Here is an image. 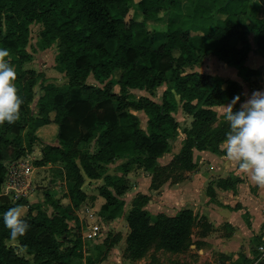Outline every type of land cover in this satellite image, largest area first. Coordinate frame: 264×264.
<instances>
[{
  "label": "trees",
  "instance_id": "trees-1",
  "mask_svg": "<svg viewBox=\"0 0 264 264\" xmlns=\"http://www.w3.org/2000/svg\"><path fill=\"white\" fill-rule=\"evenodd\" d=\"M191 1L193 10L183 14L184 0H0V49L10 52L7 59L16 69L15 83L24 101L20 119L0 125V264H83V258L87 264H100L106 260L122 235L107 236L103 245H95L85 257L78 214L89 199L83 189L86 180L102 177L105 183L99 195L105 201L100 213L107 221L125 215L129 228L125 253L129 259H141L152 248L172 253L190 249L197 225L192 209H183L175 216L159 214L153 219L146 209L149 197L139 194L124 214L130 179L125 173L105 175L104 170L106 165L127 158L153 172L150 188L154 190L175 176V169L195 168V149L221 154L229 124L215 108L229 104L236 96L241 101L242 85L232 78L186 69L211 55L237 68L246 82L264 73L246 64L252 51L264 56V17L259 12L264 0L252 8L249 0ZM242 15L254 21L247 25L248 30L240 27ZM164 16L167 28L154 27ZM196 17L212 22L203 23L201 35L193 33ZM32 24L42 25L40 49L57 43L56 68L68 78L64 88L41 83L35 102L37 119L31 115V106L36 98L34 87L43 74L24 69L33 58L27 50ZM248 32L254 34L255 48ZM91 74L103 85L89 84ZM164 85L161 102L132 93L136 89L153 92ZM179 108L192 117L191 127L183 131L186 138L180 153L161 166L158 160L170 151L169 140L180 128L174 116ZM239 110L234 106V112ZM133 111L148 117L146 129ZM51 123L58 127V143L45 144L35 164L62 165L69 183L63 196L69 202L46 192L45 202L53 208L52 213L41 205H31L23 217L29 229L12 240L3 214L27 200L1 195L7 164L23 157L21 135L28 126L33 130ZM31 132L30 143L37 139ZM83 137L93 140L92 152L79 147ZM10 149L15 150L14 157H10ZM124 167L126 171L128 166ZM212 182L207 187L210 196L215 193L214 185L235 190L241 179L218 178L214 185Z\"/></svg>",
  "mask_w": 264,
  "mask_h": 264
},
{
  "label": "rangeland",
  "instance_id": "rangeland-1",
  "mask_svg": "<svg viewBox=\"0 0 264 264\" xmlns=\"http://www.w3.org/2000/svg\"><path fill=\"white\" fill-rule=\"evenodd\" d=\"M138 1V0H136ZM191 0H184L182 8H183V14L189 13L191 10H193L191 6ZM261 0H249V4L252 6L255 3H259ZM242 3V2H240ZM234 4L232 3V6ZM230 7L231 10H233V7ZM241 6L235 8L237 11H240ZM240 8V9H239ZM264 9V7L262 8ZM264 11V10H263ZM239 15V14H238ZM264 16V14H262ZM240 21V27L243 30H248V24H253L254 21L251 17L246 16H239ZM195 22V31H193L194 34L201 35V26L204 24L212 23L210 20H201L200 18L196 17ZM210 21V22H209ZM215 23V22H214ZM150 29H153L152 25H150ZM154 27L166 29L167 28V22L165 20V16L162 18L161 21L155 22ZM194 28V25H193ZM31 33L29 37V44L27 47V50L32 54V60L28 61L24 64V69H30L36 72V74L42 73L43 76L38 78V83L34 87L35 91V101L32 104V111L31 115L37 119L39 117L38 109L35 105V102L39 98V94L41 93L40 85L42 82L45 84L52 83L59 87H66L68 83V78L66 77L64 72L59 71L56 68L57 65V55H58V46L57 43L52 45L50 48L42 50L39 48V41H40V31L42 29L41 24H32L30 26ZM194 30V29H193ZM248 37L250 41L253 44V47L255 48V42H254V34L248 32ZM248 66L251 68H259L264 71V57L261 54H258L256 51L251 52L248 58ZM187 72L191 71H199L204 73H211L213 75H218L222 77H231L232 79H236L240 82L242 85V97L243 101H239L235 104V106H238L241 108V104H243L247 99H249L254 91H262L264 90V73L259 78H254L249 82H246L240 75L237 68L228 66L223 64L222 61L219 60L216 56H208L206 57L200 64L196 65V67L192 66L186 69ZM87 82L89 84L93 85H100L102 86L103 83L101 80L96 78L93 74H91L88 77ZM166 89V86L159 87L157 90L150 92L145 90H132V93L136 97L140 96H148L152 99H154L157 102H161V96L164 90ZM115 90L118 92L119 88L116 87ZM231 103V102H230ZM222 107H216L215 110L217 111L220 118L222 117ZM134 115L137 119H139L142 128H147V122L148 117L141 111H133ZM174 116L176 120L179 123V131L178 134L169 140L170 142V151L166 153L163 157H161L158 162L161 166L169 164L172 159L180 153L184 141L186 138V135L184 134V129L190 128L192 123V117L185 114L181 108H179L175 113ZM30 131L34 137L37 139L30 143L31 136L29 134ZM57 132L58 127L55 123H51L48 125L37 127L36 129L32 130L31 126H28L21 135V149L24 152L23 157L30 160V165L34 167L35 177H34V183L32 184V187L27 189L25 191L26 195L23 194L22 197L27 200V203L21 206L23 208V217L28 213L30 206L32 205H41L43 209L47 210V213H52L53 208L51 205L47 204L45 202L46 200V192H50V195L54 199L64 198V194L68 191L69 183L64 177V170L62 169V165L60 163L58 164H47L45 166H36L35 161L40 159L42 154L41 150L47 143H58L57 140ZM11 138V137H10ZM79 147L83 149L84 151H93V140H90L86 137H83L79 141ZM223 148V144L221 145V149ZM197 150L195 149L193 151V157L194 161L196 163V166L199 165V161L202 158L201 155L196 154ZM15 150L10 149L8 153H10V157H14ZM197 161V162H196ZM206 161V160H205ZM124 165H127V170L125 171ZM206 166V165H204ZM198 168V167H197ZM205 169H208V167H204L203 169H197L196 167L193 169H175L173 174L175 176H171L167 182L161 187L152 190V188H146L145 192H142V189L140 192L138 191V185L137 183H140V181H149L150 186L153 184V172L146 171L143 168L137 166V164L131 163L129 159L123 158L118 160L116 163L108 164L105 166L104 174H116V175H123L124 173L127 175V177L130 179L129 185H130V191L129 194H125L124 199L126 203L128 201H133L134 197L138 196L139 194H145L149 199H153V193L159 194L163 187L167 185L168 183H171L172 185H179L181 187L189 186V182L194 179V173L198 174L203 172ZM163 177H160L161 180ZM159 180V181H160ZM215 182V181H214ZM214 182L213 185H214ZM105 181L103 180V177L96 180H89L87 179L83 189L88 194L89 199L82 204L80 209L78 210L79 217L82 222L83 231H86V236H84L83 232V239H86L84 241L86 250L89 253L93 252V247L95 245H103V241L107 236H112L116 234V230L119 229V231H123V229H126L125 221L121 218L115 219L117 222L113 226H109V222L101 215V209L104 203V199L99 195V188L101 185H103ZM156 185L159 183L158 180L155 182ZM209 183V182H208ZM207 183V186H208ZM207 186H205L207 191ZM32 189V190H31ZM137 189V190H134ZM134 191L132 194L131 192ZM94 196L95 199H92L91 197ZM64 203H68V199H63ZM149 204H146V207ZM126 207V204H125ZM124 207V208H125ZM93 211H90L92 210ZM147 209V208H146ZM22 217V218H23ZM90 222V225H87ZM113 222V221H110ZM108 226L110 228H108ZM106 228V229H105ZM95 231H100V237H98V234H95ZM119 232V234H121ZM122 235V234H121ZM97 244H94L95 240ZM193 239V238H192ZM109 240H111L109 238ZM264 247V246H263ZM106 247L103 246L102 250H105ZM113 248L108 252L106 261H109V257L112 256ZM256 254H254L249 260L252 258L258 256L260 254V249L256 250ZM120 254V253H118ZM264 254V253H263ZM261 254V255H263ZM264 264V256L262 257L261 263ZM156 264V263H154Z\"/></svg>",
  "mask_w": 264,
  "mask_h": 264
},
{
  "label": "crops",
  "instance_id": "crops-1",
  "mask_svg": "<svg viewBox=\"0 0 264 264\" xmlns=\"http://www.w3.org/2000/svg\"><path fill=\"white\" fill-rule=\"evenodd\" d=\"M253 5H250V8ZM263 10L259 11L261 17H264ZM246 64L249 65L248 61ZM222 151L221 154H216L197 150L196 154L202 158L196 170L206 166L208 169L194 173V179L189 182V186L181 187L168 183L159 194L153 193V199H149L146 207L153 219L159 214L175 216L183 209H192L197 218V225L194 227L193 243L189 250L184 253H172L152 248L141 259H129L125 253L129 228L123 215L122 219L127 228L122 232L116 230L117 233L121 232L122 239L113 247L109 261L104 260L100 264H208L213 261L244 263L257 253L256 250L264 248V188L253 183L234 163L228 162L223 148ZM228 177L241 179L235 190L214 185L215 193L213 196L208 195L205 188L208 182ZM137 185L139 192L141 189L145 192L146 188L150 187L149 181H140ZM131 206V201H128L124 214H127ZM108 222L109 226H113L117 221ZM87 225L92 226L90 222ZM83 232L86 236V231ZM99 233L100 231H95L98 237ZM96 241L98 240L96 239L94 244H97ZM84 248L86 257L89 253L86 246ZM82 262L87 264L86 258H83Z\"/></svg>",
  "mask_w": 264,
  "mask_h": 264
},
{
  "label": "clouds",
  "instance_id": "clouds-1",
  "mask_svg": "<svg viewBox=\"0 0 264 264\" xmlns=\"http://www.w3.org/2000/svg\"><path fill=\"white\" fill-rule=\"evenodd\" d=\"M9 56V50L0 49V125L19 120L24 103L18 94L17 72L7 59ZM239 100L240 97L236 96L231 103L224 105L221 113L229 124L223 142L225 159L234 163L257 186L264 188V91H254L241 104L240 110L234 112ZM22 217L21 206H13L3 214V223L12 240L24 236L30 227Z\"/></svg>",
  "mask_w": 264,
  "mask_h": 264
},
{
  "label": "built area",
  "instance_id": "built-area-1",
  "mask_svg": "<svg viewBox=\"0 0 264 264\" xmlns=\"http://www.w3.org/2000/svg\"><path fill=\"white\" fill-rule=\"evenodd\" d=\"M34 170V167L30 165V160L24 157L10 161L7 164V172L1 195L12 196L15 199L22 198L23 194L26 195L25 191L31 188L32 184L35 182ZM263 253L264 248H261L258 256L244 263L213 261L208 264H260L264 256Z\"/></svg>",
  "mask_w": 264,
  "mask_h": 264
}]
</instances>
